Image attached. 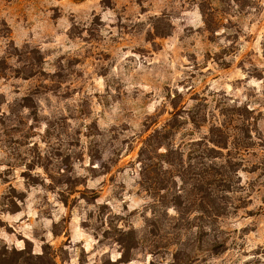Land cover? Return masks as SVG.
Listing matches in <instances>:
<instances>
[{"label": "rangeland", "instance_id": "obj_1", "mask_svg": "<svg viewBox=\"0 0 264 264\" xmlns=\"http://www.w3.org/2000/svg\"><path fill=\"white\" fill-rule=\"evenodd\" d=\"M0 253L264 264V0H0Z\"/></svg>", "mask_w": 264, "mask_h": 264}, {"label": "trees", "instance_id": "obj_2", "mask_svg": "<svg viewBox=\"0 0 264 264\" xmlns=\"http://www.w3.org/2000/svg\"><path fill=\"white\" fill-rule=\"evenodd\" d=\"M176 127V125H174V124H172V125H170V124H167V127L166 128H164L162 131H156L147 141H146V143L144 144V146H143V149L141 150V152H140V156L141 155H143V153L144 152H147L149 149H151L153 152H156L157 151V149L159 148V140H160V136H161V133H164V131L167 129V128H169V130L170 129H173V128H175ZM218 131H221V129H220V127H216V126H213L212 128H210V133H213V132H218ZM164 137H166V136H164ZM157 138H158V140H157ZM154 141H157V143L155 144V145H153V143H154ZM212 142H214L215 143V145H217V144H220V143H217V141H212ZM218 146H220V145H218ZM221 146H223V144L221 145ZM211 151H213L214 152V150L213 149H210ZM158 157H162L163 155L162 154H159V155H157ZM145 160H147L148 161V163H145ZM141 161V160H140ZM141 163L143 164L142 165V168H141V175H142V177L143 176H147L146 175V173L147 172H151V171H155L156 170V165H157V163L155 162V163H150L149 162V159H143L142 161H141ZM215 210V211H214ZM219 214H220V211H219V209L218 208H216V209H213V215L215 216H219ZM120 234H121V236H122V238L120 237L119 239H118V242H119V244H124V251H125V253L127 254V253H129V251L132 249V248H134V234H135V232L133 231V230H128V231H120ZM125 241H126V245H125ZM132 241H133V243H132ZM158 248H161L160 246H158ZM24 253H26V252H24V251H16L14 254L15 255H17V258H22V259H24L23 258V256L22 255H24ZM41 256H43V255H40V256H38L37 258L38 259H42V257ZM17 258L16 257H13L12 258V261L11 262H16L17 261ZM9 258H7L6 257V253H0V264H8L9 263ZM129 261V259H123L122 257L118 260V261H116V262H114L113 264H119V263H124V262H128ZM29 264V263H28Z\"/></svg>", "mask_w": 264, "mask_h": 264}]
</instances>
